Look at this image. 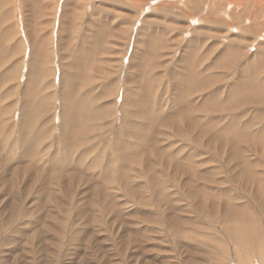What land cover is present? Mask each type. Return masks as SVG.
<instances>
[{
  "label": "rangeland",
  "instance_id": "obj_1",
  "mask_svg": "<svg viewBox=\"0 0 264 264\" xmlns=\"http://www.w3.org/2000/svg\"><path fill=\"white\" fill-rule=\"evenodd\" d=\"M263 20L0 0V264H264Z\"/></svg>",
  "mask_w": 264,
  "mask_h": 264
},
{
  "label": "bare ground",
  "instance_id": "obj_2",
  "mask_svg": "<svg viewBox=\"0 0 264 264\" xmlns=\"http://www.w3.org/2000/svg\"><path fill=\"white\" fill-rule=\"evenodd\" d=\"M256 3V2H255ZM256 6H257V4H255ZM259 5V4H258ZM255 6V7H256ZM2 7V6H1ZM260 7V6H259ZM262 7V6H261ZM263 8V7H262ZM256 10V9H255ZM260 10V9H259ZM262 22H264V20L262 21ZM258 23V22H257ZM259 24V23H258ZM257 24V25H258ZM262 24V23H261ZM263 25V24H262ZM258 26H260V25H258ZM263 27V26H262ZM26 28V27H25ZM64 30V29H63ZM34 43V42H33ZM33 45H35V44H33ZM33 45H32V47H33ZM38 46H36V48H37ZM35 48V49H36ZM41 48V47H40ZM72 52V51H71ZM34 53V52H33ZM37 53V52H36ZM72 54V53H71ZM40 55V54H39ZM33 56V55H32ZM35 57H36V55H35ZM38 57V56H37ZM46 58V57H45ZM78 59V58H77ZM34 60V59H33ZM36 60V59H35ZM37 60H39V59H37ZM35 62V61H34ZM37 62H39V64L41 63V61L39 60V61H37ZM78 62H80V60L78 61ZM36 63V62H35ZM34 63V64H35ZM34 67H36V66H34ZM37 67H38V65H37ZM43 67V66H42ZM32 68V67H31ZM43 72L44 71H38V75H42L43 74ZM31 73H33V72H31ZM90 76V75H89ZM80 77V75H76L75 76V78H76V80H78L77 78H79ZM37 78V77H36ZM74 79V78H73ZM75 80V79H74ZM36 82V81H35ZM70 90H74V89H70ZM72 92V94H71V97L68 99V101H67V99H66V101H67V103H69V101L71 100V105H74L73 107H74V111L73 112H70L69 110H66L65 111V118L67 119V121L68 122H71V123H73V124H76V119L77 118H79L80 116H81V111L82 110H79V108H78V106L77 105H79V104H77L76 105V103H77V95L75 94V91L73 92V91H71ZM30 94V93H29ZM32 101V100H31ZM29 103V102H28ZM66 103V104H67ZM75 105H76V107H75ZM80 106V105H79ZM67 107V106H66ZM81 108H82V105H81ZM80 108V109H81ZM65 109V108H64ZM73 109V108H72ZM164 122V121H163ZM221 137V136H220Z\"/></svg>",
  "mask_w": 264,
  "mask_h": 264
}]
</instances>
